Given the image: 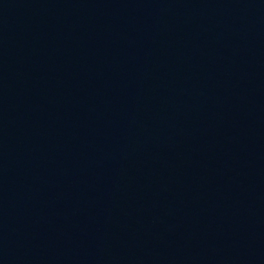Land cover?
I'll use <instances>...</instances> for the list:
<instances>
[{
    "label": "water",
    "instance_id": "obj_1",
    "mask_svg": "<svg viewBox=\"0 0 264 264\" xmlns=\"http://www.w3.org/2000/svg\"><path fill=\"white\" fill-rule=\"evenodd\" d=\"M0 23L127 145L264 234V0H0Z\"/></svg>",
    "mask_w": 264,
    "mask_h": 264
}]
</instances>
